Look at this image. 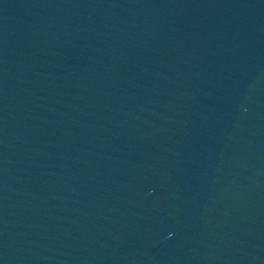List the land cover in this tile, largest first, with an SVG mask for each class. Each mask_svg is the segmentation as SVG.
Returning <instances> with one entry per match:
<instances>
[{
    "label": "water",
    "instance_id": "95a60500",
    "mask_svg": "<svg viewBox=\"0 0 264 264\" xmlns=\"http://www.w3.org/2000/svg\"><path fill=\"white\" fill-rule=\"evenodd\" d=\"M0 264H264V0H0Z\"/></svg>",
    "mask_w": 264,
    "mask_h": 264
}]
</instances>
